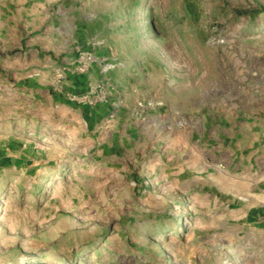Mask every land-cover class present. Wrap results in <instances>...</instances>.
<instances>
[{
    "label": "rangeland",
    "instance_id": "1",
    "mask_svg": "<svg viewBox=\"0 0 264 264\" xmlns=\"http://www.w3.org/2000/svg\"><path fill=\"white\" fill-rule=\"evenodd\" d=\"M0 264H264V0H0Z\"/></svg>",
    "mask_w": 264,
    "mask_h": 264
}]
</instances>
